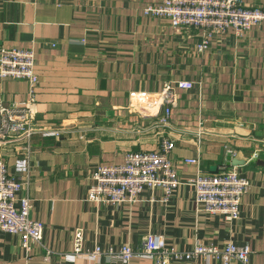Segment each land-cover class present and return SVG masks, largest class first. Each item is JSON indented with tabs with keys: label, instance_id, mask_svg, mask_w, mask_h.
<instances>
[{
	"label": "crops",
	"instance_id": "crops-1",
	"mask_svg": "<svg viewBox=\"0 0 264 264\" xmlns=\"http://www.w3.org/2000/svg\"><path fill=\"white\" fill-rule=\"evenodd\" d=\"M163 1L0 0V48L36 54L37 123L66 128L64 136L32 140L22 194L32 200V217L45 225L42 243L24 247L20 235L0 232V264H122L105 256L101 262L67 258L78 229L86 249L130 244L138 250L147 234L157 233L186 252L197 243H250V264H264V22L242 36L232 29L218 35L200 53L201 30L175 29L168 19L144 14L148 5ZM244 3L259 6L264 0ZM179 81L193 87L177 88L170 129L162 131L175 141L170 156L185 183L169 196L147 190L135 203L86 201L99 165L121 164L128 151L160 150L155 118L142 115L150 108L131 109V93H158ZM29 97L26 81L0 78L3 105ZM19 147L0 148V157L21 174ZM234 159L252 185L240 218L228 223L206 212L187 182ZM130 264L155 263L134 257Z\"/></svg>",
	"mask_w": 264,
	"mask_h": 264
},
{
	"label": "built area",
	"instance_id": "built-area-1",
	"mask_svg": "<svg viewBox=\"0 0 264 264\" xmlns=\"http://www.w3.org/2000/svg\"><path fill=\"white\" fill-rule=\"evenodd\" d=\"M144 14L148 17L165 18L175 29L202 31V39L196 49L204 53L211 40L234 30L239 36L264 22V5L251 6L244 0H164L161 4H150ZM36 54L33 49L0 48V78L23 80L28 84L29 100L3 105L0 103V148L17 144L21 160L18 171L11 172L7 162L0 157V232L18 234L24 247L40 245L45 225L32 217V200L22 194L27 178V165L32 152L34 136L61 137L66 134L62 126H43L37 123L35 94L40 84L36 73ZM192 82L166 83L162 91L139 95L131 93L129 107L146 105L150 112L145 117L155 118L154 127L159 128L162 141L158 151H128L121 164L99 165L90 175L86 201L94 205H118L135 203L147 190L161 189L165 196L171 195L185 183L179 176V166L170 154L175 141L163 134L170 129L172 108L178 101L177 88L191 89ZM230 154L232 150H228ZM187 159L186 163H196ZM194 187L195 201L206 212L220 215L231 223L240 218L242 198L251 188V180L242 175L238 166H222L214 174L199 173L189 180ZM250 243L228 242L223 247L197 243L190 251H180L167 245L166 239L157 233H149L142 247L135 250L124 244L118 249L105 250L101 246L86 249L81 229L76 231L74 251L68 257H80L101 262L130 264L134 257L150 260L155 264H172L176 261L203 259L222 264L238 261L250 264Z\"/></svg>",
	"mask_w": 264,
	"mask_h": 264
},
{
	"label": "water",
	"instance_id": "water-1",
	"mask_svg": "<svg viewBox=\"0 0 264 264\" xmlns=\"http://www.w3.org/2000/svg\"><path fill=\"white\" fill-rule=\"evenodd\" d=\"M240 164L241 163L237 161L236 159H234L232 162L229 163V165H233V166L240 165Z\"/></svg>",
	"mask_w": 264,
	"mask_h": 264
}]
</instances>
